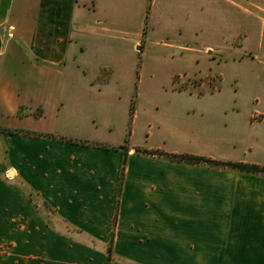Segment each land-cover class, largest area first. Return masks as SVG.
<instances>
[{
	"label": "crops",
	"instance_id": "obj_1",
	"mask_svg": "<svg viewBox=\"0 0 264 264\" xmlns=\"http://www.w3.org/2000/svg\"><path fill=\"white\" fill-rule=\"evenodd\" d=\"M204 4L0 0V264H264V174L168 157L264 166L236 106L151 92L167 128L137 141L108 114L142 49L195 52Z\"/></svg>",
	"mask_w": 264,
	"mask_h": 264
},
{
	"label": "rangeland",
	"instance_id": "obj_2",
	"mask_svg": "<svg viewBox=\"0 0 264 264\" xmlns=\"http://www.w3.org/2000/svg\"><path fill=\"white\" fill-rule=\"evenodd\" d=\"M203 3L206 6L202 7L201 30L191 44L195 52L181 56L180 51L159 45L142 49L133 73L129 105H122L123 98L115 96L120 106L114 102L116 105L108 113L112 125L125 127L122 132L126 131L128 139L159 137L166 127L162 125L163 112L144 111L138 103L140 98L149 97L151 92L161 97L159 93L166 89L184 90L185 96L191 92L196 98L199 92L213 93L223 103L237 107L233 114L238 116V123L232 126L238 131L243 127L247 142H256L264 150V64L257 51L259 29L264 25V0H202ZM215 11V17L205 15ZM162 29L159 26L157 32L165 34ZM110 97L105 93V98ZM134 129L135 134L130 135Z\"/></svg>",
	"mask_w": 264,
	"mask_h": 264
},
{
	"label": "trees",
	"instance_id": "obj_3",
	"mask_svg": "<svg viewBox=\"0 0 264 264\" xmlns=\"http://www.w3.org/2000/svg\"><path fill=\"white\" fill-rule=\"evenodd\" d=\"M12 132L11 130H7ZM110 148V147H109ZM168 157L173 161L184 162L187 164H207L209 166H222L229 168L230 170L237 172H248V173H260L264 174V166L254 165V164H246L240 162H220L214 161L208 158L198 157V156H190V155H168Z\"/></svg>",
	"mask_w": 264,
	"mask_h": 264
}]
</instances>
